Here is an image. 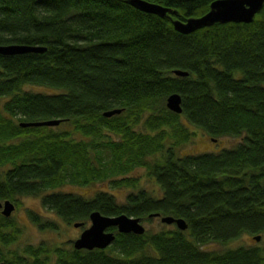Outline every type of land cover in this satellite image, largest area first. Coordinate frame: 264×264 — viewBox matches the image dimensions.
Masks as SVG:
<instances>
[{"label": "trees", "instance_id": "trees-1", "mask_svg": "<svg viewBox=\"0 0 264 264\" xmlns=\"http://www.w3.org/2000/svg\"><path fill=\"white\" fill-rule=\"evenodd\" d=\"M147 1L186 20L214 0ZM7 45L46 50L0 53V167L8 166L0 199L19 205L18 196H40L66 224L85 225L97 210L146 221L158 213L183 218L187 228L135 234L111 227L116 238L104 249H76L73 241L14 247L20 229L0 211V264H264L260 247L210 248L264 233V6L252 22L184 34L169 17L126 0H0V46ZM174 92L181 113L166 106ZM113 109L121 112L103 115ZM182 118L214 141L238 142L176 155L192 134ZM51 119L72 131L20 125ZM138 167L160 195L137 188L129 175ZM99 182L132 190L122 202L107 190L90 197L56 190ZM30 215L41 229L58 231Z\"/></svg>", "mask_w": 264, "mask_h": 264}, {"label": "water", "instance_id": "water-1", "mask_svg": "<svg viewBox=\"0 0 264 264\" xmlns=\"http://www.w3.org/2000/svg\"><path fill=\"white\" fill-rule=\"evenodd\" d=\"M131 6L147 12L157 14L160 17H169L174 28L184 34L191 33L202 27L211 26L216 23H229V22H252L255 15L264 6V0H214L210 4V8L207 13L200 17H190L186 20L174 19L172 15H177L175 10H172L161 4L150 2L147 0H126ZM169 15V16H168ZM46 48L38 46H25V45H7L0 46L1 54H21L26 52H42ZM174 73L178 76H187L188 72L183 70H175ZM166 106L175 113L182 112V97L179 93L174 92L167 96ZM121 112V109H113L104 112V116L111 117L114 114ZM60 124V120L51 119L44 121H35L29 123H20L21 126H57ZM16 209V205L10 199H0L1 213L10 217L13 211ZM150 216L160 217L161 221L167 224H175L179 229L185 230L187 223L183 218H175L173 216H160L157 214H151ZM90 225L84 227L80 235L73 241V245L76 249H88L95 248L104 249L111 245L116 234L114 231L109 230L111 227H116L120 233L143 234L146 231V227L138 217L128 216L127 214H120L116 216L104 215L99 211H93L89 217ZM75 227L84 226L83 223H74ZM256 240L260 239V236L255 237Z\"/></svg>", "mask_w": 264, "mask_h": 264}, {"label": "rangeland", "instance_id": "rangeland-1", "mask_svg": "<svg viewBox=\"0 0 264 264\" xmlns=\"http://www.w3.org/2000/svg\"><path fill=\"white\" fill-rule=\"evenodd\" d=\"M27 90L40 91V92H52L53 90L39 85H26L24 87ZM181 122L188 128L189 132H192L190 139L177 146L175 151L176 155L184 156L189 154H199L203 152H216L218 149L224 147H230L238 142L236 138H226L214 141L210 136L204 133L202 130L196 128L194 125L189 124L182 118ZM139 129H142L140 125ZM52 128L60 131H72V126L69 124H59L52 126ZM75 138L77 136L74 135ZM78 139V138H77ZM171 142L167 141L165 150L171 146ZM160 156L161 153H157L148 157L149 160H154ZM8 166L0 167V176L3 175ZM131 177L137 180V188H144L155 195L161 194V189L152 176L148 174V171L144 167H138L130 173ZM135 188V189H137ZM134 189V188H133ZM64 192L79 193L84 196L90 197L99 190H107L113 193L119 202L124 201L125 195L131 188H109L106 183H95L89 186L81 187L77 185H63L56 189ZM19 201V205H16V209L13 211L10 218L14 219L17 223L20 233L13 244V246L23 247L25 245H37L39 243H45L48 245L69 246V242L74 241L84 229L90 225V221L83 227H75L73 224H66L60 217L54 212L49 211L41 203V197L35 195H22L16 197ZM38 214L43 220H49L55 222L58 226V231L51 229H41L32 219L30 213ZM146 230L159 231L162 229L173 228L175 225L167 224L161 221L159 217H153L150 221L141 220ZM256 235L245 234L239 239L229 242L225 245L211 244L210 248L222 249V248H235L238 246L246 247H260L264 249V233L260 234V239H255Z\"/></svg>", "mask_w": 264, "mask_h": 264}]
</instances>
